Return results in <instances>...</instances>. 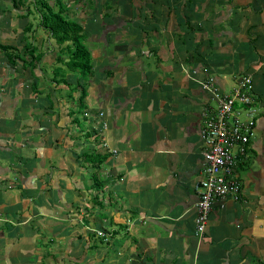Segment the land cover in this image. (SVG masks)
I'll return each instance as SVG.
<instances>
[{"label":"crops","instance_id":"obj_1","mask_svg":"<svg viewBox=\"0 0 264 264\" xmlns=\"http://www.w3.org/2000/svg\"><path fill=\"white\" fill-rule=\"evenodd\" d=\"M3 2L0 264H264V0H63L91 58L83 82L39 17ZM245 74L258 114L240 198L214 200L197 238L214 103L200 82L227 91Z\"/></svg>","mask_w":264,"mask_h":264},{"label":"built area","instance_id":"obj_2","mask_svg":"<svg viewBox=\"0 0 264 264\" xmlns=\"http://www.w3.org/2000/svg\"><path fill=\"white\" fill-rule=\"evenodd\" d=\"M200 86L214 105L203 111L198 129L203 168L202 177L194 184L197 199L193 233L197 238L204 232L214 200L240 198L241 183L235 169L255 137L257 116L250 75H242L227 91L221 90L210 77L202 80ZM94 233L105 238L110 231L100 228Z\"/></svg>","mask_w":264,"mask_h":264},{"label":"trees","instance_id":"obj_3","mask_svg":"<svg viewBox=\"0 0 264 264\" xmlns=\"http://www.w3.org/2000/svg\"><path fill=\"white\" fill-rule=\"evenodd\" d=\"M58 0H55V2ZM21 0H18L20 4ZM41 13L38 23L48 30L54 42L60 46V50L64 54L62 65L66 71L75 72L80 79L87 78L91 71V58L84 45V33L81 27L71 19H66L62 12L64 6L58 3V9L52 10L48 5L47 0H38ZM28 29V27H27ZM64 45V46H63ZM4 48V46H0ZM6 49V48H4ZM10 58L11 56H7ZM28 61L27 63H29ZM61 70L60 67L55 68ZM58 71V72H59ZM63 81V80H62ZM84 96V91L81 89L79 99ZM106 158L105 154L97 152H82L81 159L83 163L97 166L98 163Z\"/></svg>","mask_w":264,"mask_h":264},{"label":"rangeland","instance_id":"obj_4","mask_svg":"<svg viewBox=\"0 0 264 264\" xmlns=\"http://www.w3.org/2000/svg\"><path fill=\"white\" fill-rule=\"evenodd\" d=\"M57 2H59V4H61V5H63V0H58V1H56L55 2V0H47V3H48V5L52 8V10H57L58 9V3ZM0 3H4L3 2V0H0ZM15 6H16V8H23V10L25 11V10H28V12H27V15H28V13H30L29 15L30 16H34V17H36L37 18V20H38V17H40V13H41V8H40V5H39V2H38V0H21V2H20V4H15ZM0 7L1 8H3V9H5L6 8V5H0ZM38 12H39V16H38ZM62 14H63V16L66 18V19H71V17H68L67 16V14H66V7L65 8H63V12H62ZM30 16L28 17V19L30 20V21H32V23H34L35 21H36V19L35 18H33V17H31V19H30ZM40 28V27H39ZM80 81H84V79H80ZM213 105H214V103H213ZM258 114V113H257ZM252 160V165L253 166H257V161H256V159L255 158H252L251 159ZM91 168V167H90ZM86 170H88V168H86ZM83 228V227H82ZM95 230H98V228H94ZM104 230H105V228H103ZM93 233H94V231H93ZM95 234V233H94ZM81 253V248H80V246H77V248L75 249V253L77 254V253ZM94 261H96V260H94ZM87 262V261H86Z\"/></svg>","mask_w":264,"mask_h":264}]
</instances>
